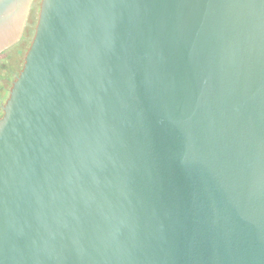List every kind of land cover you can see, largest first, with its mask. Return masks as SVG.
Listing matches in <instances>:
<instances>
[{
	"label": "water",
	"instance_id": "1",
	"mask_svg": "<svg viewBox=\"0 0 264 264\" xmlns=\"http://www.w3.org/2000/svg\"><path fill=\"white\" fill-rule=\"evenodd\" d=\"M3 111L0 264H264V0H42Z\"/></svg>",
	"mask_w": 264,
	"mask_h": 264
},
{
	"label": "flooded vegetation",
	"instance_id": "2",
	"mask_svg": "<svg viewBox=\"0 0 264 264\" xmlns=\"http://www.w3.org/2000/svg\"><path fill=\"white\" fill-rule=\"evenodd\" d=\"M34 2L35 0L29 1L27 11L25 13L22 26L20 29V33L17 39L0 51V81L3 82V85H0V118L3 116L4 113L3 108L7 99L9 98L13 83L20 73V72L17 73L16 69L18 67V63L22 60V51L26 46V42L31 37L30 29H29L30 26L28 21L31 17V14L33 13ZM40 5H39V10H40ZM22 6H23V2L19 8V14L12 19V21L9 24V28L0 34V38L4 37V35L7 34L8 30L13 29V26L16 25L15 23H17V20L20 16V10ZM25 56L23 60H25ZM3 99L5 100L3 101Z\"/></svg>",
	"mask_w": 264,
	"mask_h": 264
},
{
	"label": "bare ground",
	"instance_id": "3",
	"mask_svg": "<svg viewBox=\"0 0 264 264\" xmlns=\"http://www.w3.org/2000/svg\"><path fill=\"white\" fill-rule=\"evenodd\" d=\"M23 0H14L11 3L10 9H11V13L12 15L5 20L2 24L4 27H2V24H0V34L4 31H6L9 28V24L12 21L13 18H15L18 14H19V8L22 5ZM13 4V5H12Z\"/></svg>",
	"mask_w": 264,
	"mask_h": 264
},
{
	"label": "rangeland",
	"instance_id": "4",
	"mask_svg": "<svg viewBox=\"0 0 264 264\" xmlns=\"http://www.w3.org/2000/svg\"><path fill=\"white\" fill-rule=\"evenodd\" d=\"M41 0H35L34 4H33V13L31 14V17L29 19V29H30V34H32V36H34L35 34V28L37 25V21L39 18V5H40ZM0 85H3V82L0 81ZM7 99V98H5ZM3 99V101L5 100Z\"/></svg>",
	"mask_w": 264,
	"mask_h": 264
},
{
	"label": "trees",
	"instance_id": "5",
	"mask_svg": "<svg viewBox=\"0 0 264 264\" xmlns=\"http://www.w3.org/2000/svg\"><path fill=\"white\" fill-rule=\"evenodd\" d=\"M33 37L34 36H32V34H31V37L28 39V41L26 42V46H25V48H24V50L22 51V60L18 63V67H17V69H16V72L18 73V72H20L21 70H22V68H23V64H24V60H23V58H24V56L26 55V52L28 51V49H29V47H30V45H31V42H32V40H33Z\"/></svg>",
	"mask_w": 264,
	"mask_h": 264
}]
</instances>
